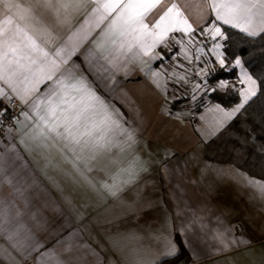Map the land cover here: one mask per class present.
<instances>
[{
	"label": "crops",
	"instance_id": "1",
	"mask_svg": "<svg viewBox=\"0 0 264 264\" xmlns=\"http://www.w3.org/2000/svg\"><path fill=\"white\" fill-rule=\"evenodd\" d=\"M16 2L27 5L33 0ZM175 2L197 29L193 33L197 41L203 40L201 44L188 46L189 54L196 57L198 47H203V51L199 54V61L191 59L189 62L180 54L179 45H171L172 53L178 54L175 59L167 49L157 48L166 58L162 62L152 61L150 68L164 73L167 94L154 84L148 65L141 71L140 66L133 63L128 66L127 75L123 71L110 75L104 71L106 63L102 58L96 61L90 57L96 74H88L83 54L91 49L98 55L94 39L100 29L93 31L66 66L79 64L76 76L83 69L98 94L115 105L130 122L125 127L134 130L136 143L122 153L101 154L90 160L88 153L77 150L79 167L83 170L87 163L93 168L92 172L85 174L100 190L99 193L76 172L73 167L75 157L71 152L62 154L56 148H36L28 141L25 143L31 150H26L20 143L21 131L16 123L11 131L0 137L3 168L13 177L11 186L0 182V199L14 202L13 212L22 214V222L36 240L43 243L44 248L40 251L55 248L58 255L68 259L64 252L66 244L61 242L78 231L79 235L72 241L73 255L81 258L74 259L71 264H128L136 258L145 264H159L173 258L180 260L178 264H264V198L246 186L237 170L248 177L264 179L249 173L235 160L216 159L205 152L206 143L214 136L211 134L213 114L208 109L219 105L227 110L237 104L224 107L206 97L213 87L205 82H209L208 76L215 64L219 65L210 49L216 42L223 45L224 39L212 41L198 34L214 19L210 9L204 7V0ZM90 9L91 5L74 12L70 23L66 24H61L53 11L38 9L39 26L52 32L49 49L76 42L73 33L84 24ZM202 14H207L206 20L201 18ZM174 35L179 37L181 34ZM69 37L73 40L69 41ZM219 51L223 53L222 47ZM195 61L201 68H208L205 76L196 75L194 78L192 63ZM177 64L183 67H177ZM235 67L239 82L241 68ZM173 71L183 74L187 82L177 83ZM196 84L201 87L196 89ZM239 84L240 91L245 85ZM179 96L187 99L180 107L173 108L170 102ZM7 101L0 99V110H5ZM26 109L27 105H24L23 111ZM193 119L196 120L194 124ZM19 120L23 121L21 115ZM133 169L139 171L135 183L126 186L118 198L108 196L102 185L111 183L113 178L129 179V172ZM25 188L24 196L30 200L28 207L16 191ZM55 207L60 211H53ZM32 212L40 219H47L46 230L36 226L29 215ZM217 228L221 231L231 228V235L243 237L250 243L215 252L218 244L213 237ZM129 233L139 239H125ZM165 237L178 247L176 256L164 255ZM84 243L95 249L99 256L78 247ZM137 243L141 247L133 251L131 246ZM0 245L11 251L21 264H36L38 253L24 259L2 236ZM181 248L184 252L179 254ZM0 264H9V261L0 258Z\"/></svg>",
	"mask_w": 264,
	"mask_h": 264
},
{
	"label": "snow or ice",
	"instance_id": "2",
	"mask_svg": "<svg viewBox=\"0 0 264 264\" xmlns=\"http://www.w3.org/2000/svg\"><path fill=\"white\" fill-rule=\"evenodd\" d=\"M91 9L85 18L81 28L73 33L76 42L55 47L50 50L52 32L47 27H40L38 9L53 11L61 24L70 23L72 14L82 9ZM204 7L210 9L214 19L198 34L206 36L212 41L226 39L222 26H229L245 33L249 37H257L264 34V0H204ZM0 99H7L9 103L13 98L21 104L27 105V109L21 112L23 121L13 118L21 131L20 143L26 150H31L25 141L36 148L49 150L56 148L62 154L71 152L75 157L73 167L80 177L94 191L100 192L96 185L85 174L92 172L93 168L87 163L85 169H81L77 163L81 153H88L90 160H95L98 155L124 152L131 149L136 143L134 130L125 127L127 121L115 105L106 101L90 82L88 75L81 69L77 77L76 70L80 65L69 61L79 51L80 47L92 36L93 31L100 29L94 39L98 55L91 49L83 54V60L87 65V73L95 75L94 64L90 60L105 61V72L114 75L116 71H123L127 75L130 64H138L141 71L148 65L153 82L157 88L167 94V80L164 73L151 70L152 61L166 58L157 48L163 47L172 54L171 45H179L185 60L191 62L188 46L198 43L193 33L197 29L190 23L188 16L175 0H33L27 5L16 0H0ZM63 17V19H61ZM152 17V20H149ZM202 19H207V14H202ZM175 33L181 34L179 37ZM186 38V39H185ZM73 37H69L72 41ZM222 44L216 42L210 49L215 54L216 61L221 68L225 66V58L219 49ZM203 47L196 49V59ZM235 66L241 67L240 83L245 85L239 91L240 100L231 109H224L219 105L208 109L213 114L211 122V134L215 135L224 129L235 119L238 114L246 112V106L250 101L264 91V81L254 79L243 68L240 58L234 61ZM177 67L183 65L177 64ZM185 71H190L185 69ZM208 68H200L198 75H206ZM176 82L186 81V77L173 71ZM163 81V85L161 84ZM41 86L43 90L41 91ZM196 89L200 84L194 86ZM207 87V84H205ZM217 88L229 87L227 80H221ZM215 91V88L211 89ZM3 111L0 110V123H2ZM11 131V129H9ZM251 132V129L248 128ZM12 150H15L13 148ZM264 154V147L260 148ZM19 159V153L17 152ZM67 159V157H65ZM0 157V182L13 184V177L5 173ZM135 161H133V164ZM146 170V169H144ZM246 182V186L255 190L261 198H264V180L248 177L239 172ZM139 171L133 169L129 172V179H112L111 183L105 182L103 190L108 196L118 198L126 186L135 183ZM28 207L30 200L24 196L25 189H16ZM102 195V193H101ZM106 198V197H105ZM14 202L0 199V236L4 237L12 250L23 256L24 259L38 253L36 264H71L81 257L73 255L72 241L79 235L73 232L61 243H65V254L68 259L57 254L55 248L40 251L44 248L42 242L36 240L31 230L22 222L19 211L13 212ZM59 212V207L53 208ZM36 226L46 230L48 221L40 219L37 213L29 214ZM203 227V225H202ZM231 228L221 231L215 230L214 240L218 247L215 252H224L234 247L250 243L243 237L231 235ZM125 239L138 240L139 238L129 233ZM187 243V241H185ZM78 247L88 249L94 256L99 254L90 245L84 243ZM139 243L131 246L132 250H138ZM165 252L167 257H174L179 249L175 243L165 237ZM0 258L9 261V264H21V261L12 255L11 251L0 245ZM128 264H145L139 258L133 259Z\"/></svg>",
	"mask_w": 264,
	"mask_h": 264
},
{
	"label": "trees",
	"instance_id": "3",
	"mask_svg": "<svg viewBox=\"0 0 264 264\" xmlns=\"http://www.w3.org/2000/svg\"><path fill=\"white\" fill-rule=\"evenodd\" d=\"M226 39L223 40L222 51L225 66H217L208 76L209 83L215 88L207 94V99L217 102L224 107L238 103L240 100L237 81L229 82L226 89L217 88L221 80L237 79V69L233 64L235 58H240L247 72L259 81H264V34L249 37L245 33L223 26ZM185 96L174 97L170 102L173 108L181 106ZM196 120L193 119V124ZM251 129V132L248 131ZM264 147V91L250 101L246 112L238 114L226 129L215 134L205 145L207 156L220 160H235L249 173L264 179V154L259 151ZM184 249L181 248L179 254ZM180 260L169 259L159 264H178Z\"/></svg>",
	"mask_w": 264,
	"mask_h": 264
},
{
	"label": "built area",
	"instance_id": "4",
	"mask_svg": "<svg viewBox=\"0 0 264 264\" xmlns=\"http://www.w3.org/2000/svg\"><path fill=\"white\" fill-rule=\"evenodd\" d=\"M208 37L204 38L207 39ZM203 40H199L198 44H201ZM195 70V69H194ZM198 70V69H197ZM24 105L18 100L13 98L11 103L6 102L5 110L3 111L2 123H0V137L8 132L9 129L14 128L15 123L13 118H18L23 111Z\"/></svg>",
	"mask_w": 264,
	"mask_h": 264
},
{
	"label": "rangeland",
	"instance_id": "5",
	"mask_svg": "<svg viewBox=\"0 0 264 264\" xmlns=\"http://www.w3.org/2000/svg\"><path fill=\"white\" fill-rule=\"evenodd\" d=\"M196 56V55H195ZM192 59L193 60H196V57H192ZM197 61V60H196ZM193 62L192 64H193V68H192V70L194 71V73H195V77L194 78H197V76L196 75H198L197 74V69H200L202 66L201 65H199V64H196L197 62ZM217 66H220V65H217V64H215V66H214V68H216ZM240 67V66H239ZM241 68V67H240ZM244 68V67H243ZM195 69V70H194ZM202 76H205V75H203V74H201ZM206 78V77H205ZM235 81H238V79H235V80H230V81H228V82H231V83H234ZM204 83V81H202V84ZM205 83H208L209 84V82H205ZM239 83V82H238ZM211 85V84H210ZM240 85V84H239Z\"/></svg>",
	"mask_w": 264,
	"mask_h": 264
}]
</instances>
